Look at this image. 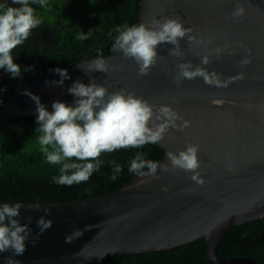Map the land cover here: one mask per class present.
Instances as JSON below:
<instances>
[{"label": "water", "instance_id": "1", "mask_svg": "<svg viewBox=\"0 0 264 264\" xmlns=\"http://www.w3.org/2000/svg\"><path fill=\"white\" fill-rule=\"evenodd\" d=\"M238 4L245 14L234 21ZM166 18H179L195 40L180 41L183 56L170 55L174 46L161 44L147 75L116 52L103 56L106 74L84 71L100 57L58 67L71 76L62 87L45 83L61 79L49 71L55 68L0 79V120L37 114L33 95L49 111L56 100L72 104L67 92L72 83L94 80L110 93L125 90L190 121L183 131L169 129L162 141L151 143L165 150L160 165L169 170L158 169L159 178L136 175L118 191L86 199L20 203L17 219L32 233L22 255L0 253V264H108L116 254L171 251L203 240L216 264H256L247 257H219L217 247L233 226L264 218V0H141L139 24ZM205 56L207 65L201 63ZM243 59L250 63L241 67ZM180 63L201 67L210 79L215 74L233 82L227 87L206 84L202 77L177 82ZM189 145L198 146L202 184L168 160L169 152ZM5 203L17 202L0 206ZM42 216L51 227L40 233Z\"/></svg>", "mask_w": 264, "mask_h": 264}, {"label": "clouds", "instance_id": "2", "mask_svg": "<svg viewBox=\"0 0 264 264\" xmlns=\"http://www.w3.org/2000/svg\"><path fill=\"white\" fill-rule=\"evenodd\" d=\"M47 0H12L20 7L0 5V69L9 74L11 78L21 77V66L14 62L12 52L22 45L42 21L34 14L30 3H39L46 6ZM244 8L237 5L232 13L233 20L244 16ZM119 33L115 38L111 51L120 52L123 57L133 59L139 66V75H147L150 68L157 63L158 48L161 44L173 45L169 54L183 56L180 41L187 38L192 43L195 37L191 36L192 29L186 28L179 18H166L163 21L153 20L150 25L140 23L131 27L117 28ZM80 39H87L82 34ZM202 42V41H201ZM217 52L221 50L216 49ZM98 59L92 61L84 69L85 73H107L109 65L103 59V53L97 50ZM201 63L207 65L209 57L202 58ZM240 66L244 67L250 60L243 59ZM176 81L183 79L195 80L202 77L206 84L218 87H227L233 78L221 81L215 74L210 79L208 74L199 66L191 63L177 65ZM58 74L61 79L46 81L49 86H63L64 81L71 79L67 69H49ZM238 79H243L241 73ZM73 96V103L68 104L59 100L53 101L49 111L40 100L33 95L31 98L36 105L37 131L41 133L38 143L46 160L52 165H61L59 177H53L58 185L71 186L86 182L92 174L100 168L102 153H112L120 149L141 148L148 143H158L168 134L169 129L183 131L190 126V121L184 120L169 106L156 108L143 98L137 97L125 90L109 92L106 87L91 80L88 84L76 80L67 89ZM182 121V123H177ZM198 146L189 145L178 154L169 152L168 160L173 169L191 172V179L203 183L198 169ZM115 180L116 174L122 171L121 165L112 161ZM147 169V171H145ZM169 170L167 165L147 160L143 155L137 154L130 162L129 172L141 177L159 178L157 170ZM20 203L14 206L7 203L0 206V253L11 251L14 255H22L26 251L32 229L28 224H22L17 217L20 216ZM39 208V206H36ZM50 214V210H46ZM29 222L31 217L28 218ZM37 225L40 233L51 227V221L42 216ZM38 238V237H37ZM37 238H33L32 243ZM71 243V237H66ZM8 264H14L12 260ZM18 264V262H16Z\"/></svg>", "mask_w": 264, "mask_h": 264}, {"label": "trees", "instance_id": "3", "mask_svg": "<svg viewBox=\"0 0 264 264\" xmlns=\"http://www.w3.org/2000/svg\"><path fill=\"white\" fill-rule=\"evenodd\" d=\"M0 5L20 7L12 0ZM42 23L12 56L21 66L20 75L112 54L119 34L117 28L139 24L141 0H47L46 6L30 3ZM82 34L87 39H80ZM11 78L0 69V79ZM35 115L0 120V201L53 203L97 197L122 189L137 174L130 173L132 159L141 154L147 160L162 162L165 150L148 143L141 148L102 153L100 168L88 181L71 186L58 185L61 165L47 162L41 151ZM122 171L112 180L114 165ZM147 170V169H145ZM217 254L222 258L247 257L264 264V218L230 228L221 238ZM87 264H101L92 262ZM108 264H216L208 253L206 241H195L171 251L122 253Z\"/></svg>", "mask_w": 264, "mask_h": 264}]
</instances>
